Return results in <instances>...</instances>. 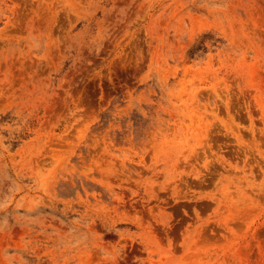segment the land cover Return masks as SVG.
I'll use <instances>...</instances> for the list:
<instances>
[{"label":"rangeland","instance_id":"obj_1","mask_svg":"<svg viewBox=\"0 0 264 264\" xmlns=\"http://www.w3.org/2000/svg\"><path fill=\"white\" fill-rule=\"evenodd\" d=\"M0 264H264V0H0Z\"/></svg>","mask_w":264,"mask_h":264}]
</instances>
